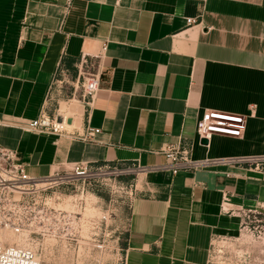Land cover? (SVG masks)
I'll list each match as a JSON object with an SVG mask.
<instances>
[{
	"label": "crops",
	"instance_id": "0c3cea01",
	"mask_svg": "<svg viewBox=\"0 0 264 264\" xmlns=\"http://www.w3.org/2000/svg\"><path fill=\"white\" fill-rule=\"evenodd\" d=\"M81 56L99 63L89 103L53 89ZM207 109L243 115L242 134L201 143ZM40 113L63 130L26 129ZM170 144L197 160L264 157V0H0V146L26 175L149 167ZM127 183L122 264H215V233L264 205V169L244 164L143 170Z\"/></svg>",
	"mask_w": 264,
	"mask_h": 264
},
{
	"label": "rangeland",
	"instance_id": "374dc122",
	"mask_svg": "<svg viewBox=\"0 0 264 264\" xmlns=\"http://www.w3.org/2000/svg\"><path fill=\"white\" fill-rule=\"evenodd\" d=\"M62 78L55 74V93L59 87L63 93L66 87ZM62 103L65 102H60L61 112ZM67 105L74 111L78 104L72 101ZM128 178L94 176L52 183H20L24 192L16 195L29 202L37 201L38 206L46 205V214L40 217L22 211L15 217L17 222L26 228L31 222L39 226V233L24 237L2 227L0 238L34 249L39 264H122L131 199ZM237 217L231 228L219 230L213 236L211 260L215 264H264V205Z\"/></svg>",
	"mask_w": 264,
	"mask_h": 264
},
{
	"label": "built area",
	"instance_id": "2783aa9c",
	"mask_svg": "<svg viewBox=\"0 0 264 264\" xmlns=\"http://www.w3.org/2000/svg\"><path fill=\"white\" fill-rule=\"evenodd\" d=\"M190 21V18L186 19V22ZM74 66L76 71V77L74 79H70L65 70H57V74L62 76V79H65L66 87L63 93L60 91L61 87H59L60 89L57 90L58 92L56 94L66 99L75 98L89 103L98 88L100 77L98 58L97 56H81ZM49 98L50 96H47V99ZM244 122L245 118L241 114L207 109L202 111L198 119H196L194 130L195 134L199 138H204L207 144L210 136L214 134L239 137L243 132ZM62 124V121L57 120L56 117L40 113L36 118L30 120L25 127L33 131L59 133L63 130ZM93 131L95 132L96 130L94 129ZM161 153L164 156V161L149 167H142L137 164L111 165L103 163L88 165L75 163L69 169L62 172H55L48 177H30L26 175L21 164L14 161L12 151L0 146V228L3 227L12 233H18L24 237L25 235H33L35 232L39 233V226L32 225L30 222L26 228L22 223L19 224L15 218L22 211H31L40 217L46 214L47 211L46 205L38 206L36 205L38 204L37 201L29 202L19 197V195H16L24 192L21 191L20 186L22 185L20 183H52L58 180L88 179L94 176L118 179L119 177L135 176L143 170L158 169L176 173L180 170L194 171L218 164H244L253 169H264V157L260 156L197 160L191 159L185 149L175 144L166 145L161 149ZM128 188L131 191L132 197L130 184H128ZM35 209L37 213L34 212ZM247 212L253 211H246L242 215H245ZM31 227L35 228L36 231L30 229ZM29 239L31 240L30 242H34V239ZM35 253L36 251L28 245L3 242L0 238V264H39Z\"/></svg>",
	"mask_w": 264,
	"mask_h": 264
},
{
	"label": "water",
	"instance_id": "95a60500",
	"mask_svg": "<svg viewBox=\"0 0 264 264\" xmlns=\"http://www.w3.org/2000/svg\"><path fill=\"white\" fill-rule=\"evenodd\" d=\"M200 142H201V143H205L206 140H205L204 138H201V139H200Z\"/></svg>",
	"mask_w": 264,
	"mask_h": 264
}]
</instances>
